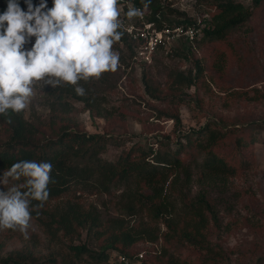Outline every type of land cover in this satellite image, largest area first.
I'll list each match as a JSON object with an SVG mask.
<instances>
[{"label": "trees", "instance_id": "trees-1", "mask_svg": "<svg viewBox=\"0 0 264 264\" xmlns=\"http://www.w3.org/2000/svg\"><path fill=\"white\" fill-rule=\"evenodd\" d=\"M215 1L218 11L208 16L205 20H209L208 24L193 39L178 40L182 48L197 40L226 42L231 36L229 34L249 23L253 17L262 19L264 16V0H250L249 5L237 0ZM19 2L21 7H26L24 0ZM147 2L133 0V4L140 7ZM32 3L38 4L37 0H32ZM6 7L7 0H0V13ZM147 8L149 12L143 20L154 22L158 29L164 25L173 27L196 23L193 17L170 8L165 1L150 0ZM123 10L124 17L128 18L126 13L129 9L123 7ZM131 19L139 25L140 20L136 17ZM118 31L122 32V36L114 44L118 47L119 62L128 65V59L132 60L139 42L122 27ZM173 52L181 54L184 51L175 48ZM213 58V65L219 70L224 69L227 62L225 52L217 50ZM194 68L195 74H176L175 82L180 84L186 81L188 86L194 84L195 79L204 74L199 59L195 61ZM107 73L99 80L80 81V85L86 89L84 96L77 95L73 85L49 86L48 107L55 112L54 117L30 120L10 109L6 115L0 114V177L12 164L21 160L51 162L54 167L52 182L49 183V198L38 215L32 212V218L50 241L60 242L63 238L73 240L84 231L86 241L71 244L69 248L76 258L82 259L85 255L88 264H118L110 261L111 254L106 247L132 257L137 254L131 251L135 243L159 238L194 249L202 255L200 264H225L220 249L216 250L209 239V225H214L217 230L222 228L218 206L229 200V194L226 195L229 192L228 180L250 162V158L245 159L242 150L252 153L253 137L247 140L236 133L237 130L244 133L248 128H226L219 125L220 120L209 119L197 130L184 133V141H176L174 147L162 140L156 141L155 148L153 145L134 144L121 150L114 160H108L102 157V153L111 142L110 137L80 130L72 114L76 109L70 102L80 101L85 110H93L97 106L98 85L105 83ZM96 111L98 116H102L98 108ZM166 117L171 118L177 126L182 124L177 110ZM9 120L11 123H8ZM234 134L238 162L221 152L226 145L225 139ZM195 173L199 190L191 195L190 185ZM13 183L22 188L23 179L0 185V190L6 191ZM118 185L125 187L120 194L122 213L129 217L144 216V220L130 224L124 217L103 216L96 207L84 208L74 200L78 198L75 195L77 191L94 189L109 193ZM214 192L216 195H213ZM65 195L68 197L64 199ZM59 200L60 204L52 205V202ZM32 203L35 205L39 202ZM160 224H163L162 231ZM164 255L166 264H189L187 258L169 252L166 247ZM34 260L31 251L19 249L1 258L0 264H37ZM51 262L54 264L55 261ZM143 262L152 264L146 253ZM253 264H264V255L257 257Z\"/></svg>", "mask_w": 264, "mask_h": 264}, {"label": "rangeland", "instance_id": "rangeland-1", "mask_svg": "<svg viewBox=\"0 0 264 264\" xmlns=\"http://www.w3.org/2000/svg\"><path fill=\"white\" fill-rule=\"evenodd\" d=\"M161 1L172 9L185 12L196 22L200 20L203 25L208 24L209 20L205 21L208 16L218 11L215 0ZM237 1L250 4V0ZM47 4L51 7L52 0H47ZM229 35L226 42L197 40L184 48L178 40L185 37H178L170 41L168 50H158L150 63L130 59L128 65L119 62L117 71L108 72L105 83L98 85L97 106L93 110H85L80 101L70 102L76 109L72 114L80 130L110 137L111 142L102 153V157L108 160H114L121 150L134 144L153 145L155 148L156 141L162 140L174 147L176 141H184V133L197 130L209 119L220 120L219 125L226 128H248L244 133L240 130L236 133L247 140L253 137L252 153L242 150L250 162L228 180L227 187L231 193L226 195H230L229 200L218 206L222 228L217 230L210 224L209 239L216 250L220 249L225 264H253L257 257L264 255V16L262 19L253 17ZM175 48L184 52L174 53ZM113 50L118 52L116 44H113ZM217 50L225 52L227 62L222 70L213 65ZM197 59L204 67L203 76L196 78L191 86L186 81L176 83V74L188 76L190 72L196 73L194 63ZM40 84L42 82L33 86L29 107L20 112L24 118L47 119L55 115L48 107L49 86L41 88ZM149 92L157 97H152ZM97 108L102 116L97 115ZM176 110L181 117L179 126L166 117ZM235 137L236 134L225 139L226 145L221 152L238 162L240 160L234 150ZM196 176L197 173L190 185L191 195L199 190ZM124 189L123 185L114 186L109 193L86 189L77 191L75 195L78 198L74 200L84 208L96 207L103 216L124 217L130 224L144 220V216L129 217L120 210V194ZM60 203V200L54 201L52 205ZM159 228L162 231L163 224ZM84 241V231L73 240L50 241L32 218L27 238L18 230H0V259L25 249L34 254L37 264H52V260L54 264H88L85 255L82 259L76 258L69 248L71 244ZM165 247L169 252L187 258L189 264L201 263L202 255L194 249L176 242H165L161 238L139 241L131 251L146 253L152 264H166ZM105 249L111 256L117 252Z\"/></svg>", "mask_w": 264, "mask_h": 264}, {"label": "clouds", "instance_id": "clouds-1", "mask_svg": "<svg viewBox=\"0 0 264 264\" xmlns=\"http://www.w3.org/2000/svg\"><path fill=\"white\" fill-rule=\"evenodd\" d=\"M118 3L52 0L49 7L47 0L37 5L24 0V10L19 0H7L6 10L0 13V114L28 108L38 82L41 88L73 85L75 93L84 96L86 89L80 81L99 80L106 72H116L120 57L113 44L122 36ZM143 14L133 7L126 16ZM28 44L30 48L25 47ZM53 167L49 161L21 160L3 173L0 185L23 179V190L15 183L0 190V230H18L27 238L32 212L38 215L49 198ZM33 201L39 203L33 205Z\"/></svg>", "mask_w": 264, "mask_h": 264}, {"label": "built area", "instance_id": "built-area-1", "mask_svg": "<svg viewBox=\"0 0 264 264\" xmlns=\"http://www.w3.org/2000/svg\"><path fill=\"white\" fill-rule=\"evenodd\" d=\"M27 7V6H26ZM26 7H21L26 10ZM118 10L120 11V21L122 22V28L132 36L134 40L139 42L135 49V53L132 56V60L139 63H150L153 56L158 50H168L170 41L184 36L185 38L193 39L198 33H200L204 26L198 20L194 25H176L167 26L164 25L161 28H157L152 21H144V16L149 12V9L144 7L135 6L133 0H119ZM123 7L131 9L133 7L141 9L144 14L140 17H136L139 21V25H136L132 19L124 17ZM34 37L32 42L34 43ZM30 48L31 44L25 46ZM144 253L139 252L132 257H128L119 252H114L110 257V261H116L118 264H145L143 262Z\"/></svg>", "mask_w": 264, "mask_h": 264}]
</instances>
